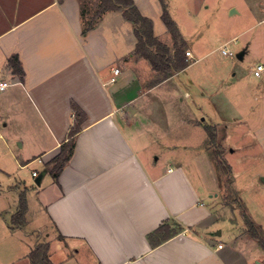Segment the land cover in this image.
<instances>
[{"label": "crops", "instance_id": "crops-1", "mask_svg": "<svg viewBox=\"0 0 264 264\" xmlns=\"http://www.w3.org/2000/svg\"><path fill=\"white\" fill-rule=\"evenodd\" d=\"M134 1L152 19L155 35L173 47L162 18L166 4L191 51L189 65L160 82L136 54L135 27L122 9L106 11L84 32L100 0L96 6L91 0H0V81L11 82L0 91V139L13 151L27 147L16 155L20 167L36 159L45 165L41 184L26 186L28 203L33 196L53 229L50 257L55 264H264V249L238 207L222 198L205 128H217L224 148L226 141L236 146L232 154L246 149L255 156L257 149L264 155V75L255 76L256 66L230 63V74L220 67L214 83L190 79L189 71L214 54L216 38L203 47L190 27L187 34L178 4ZM183 10L187 16L192 11ZM253 27L241 49L245 59L256 46L258 64L264 62V15ZM240 34H225L218 48L237 44ZM14 54L23 76L9 65ZM115 68L120 72L111 81ZM73 104L86 119L55 180L46 164L69 137ZM262 177L257 169L244 183L254 198L249 214L264 231ZM13 184L3 190L10 208H0V225L28 236V219L23 227L11 223L20 193ZM164 223L178 232L152 242L150 234Z\"/></svg>", "mask_w": 264, "mask_h": 264}, {"label": "rangeland", "instance_id": "rangeland-1", "mask_svg": "<svg viewBox=\"0 0 264 264\" xmlns=\"http://www.w3.org/2000/svg\"><path fill=\"white\" fill-rule=\"evenodd\" d=\"M91 1H93V4L91 3L93 6H96L99 2V0ZM165 1L170 5L178 4L180 7V15L184 18L183 21L186 24L184 27L185 32L189 34L188 27H190L192 31L194 30L201 46L210 45L211 39L209 37L213 36L212 38H216L211 45V47L215 49V51H213L214 54L196 64L192 70L189 71L187 77L193 80L204 78L214 83L217 76H221L222 74L219 70L220 67H225L229 75L231 72L230 63L239 65L240 67L242 66L245 70L256 66L258 62L257 54L260 52V50L258 52L256 46L253 47L251 54L243 60L237 58V53L242 50V42L253 35L254 24L260 16L264 15V0H164V2ZM185 5L188 6L187 9L190 8L192 10L190 15L188 13L189 16H187L183 10L185 9L187 12ZM229 5H233V7L228 9ZM232 9H235V11L231 14ZM225 34H240L237 44L230 43L228 45L235 53L234 56H222V50L218 48L222 42L221 38ZM217 38H219V40ZM217 49L219 50L217 51ZM193 88L196 90L195 92H198V86H194ZM205 103L206 110L212 111L213 107L211 102ZM200 117L204 118L207 116L204 114L203 116L200 115ZM245 140H247L246 137ZM233 144L236 145V141ZM208 145L213 146L212 144L210 145V143H208ZM225 145L227 147L225 148V159L230 164L229 160L233 158L235 160V167L230 164L232 174L229 184H227L226 175L220 179V176L217 174L216 179H218V181H216L219 185H222V189H224L221 194L222 198L226 204L238 207L239 213L242 214L244 208L250 213V207L252 208V200L254 199L253 192L248 184L244 183V180L249 178L253 171L257 169L264 171V155L259 154L257 149L253 150L255 153H258H256L255 156L247 154L248 152H245L247 151L246 149H237L236 153L232 154V150L236 148V146L234 147L231 145L232 147L230 148L228 141L225 142ZM26 152L27 147L21 149L16 148V151H13L4 144L2 139H0V208L5 207L6 204H8L7 208H10V199L6 201L3 195L4 187L6 188L8 184L14 183L12 187L17 188L19 192H28V186H26V184L34 185L36 188L39 186V184L35 183L37 176H34L32 171L37 169L39 174L44 173L46 170L44 169L45 165L36 159L31 161L27 167H20L18 162H16V155H20V153L23 155ZM190 152L197 153L199 151L195 150ZM161 154L162 153H160V155ZM197 168L200 169V175L206 174V170L201 169L200 166H197ZM2 169L13 174L12 178H8V175H6ZM49 175L44 179V183L50 177ZM234 177L237 179V184H234ZM206 200L211 204L210 198ZM29 207L30 210L27 212L28 224L25 227L29 233L28 236L24 235V231H6L3 226L0 225V264H32L28 255L29 252L38 242L49 240V234L53 232V229L44 212L38 209V204L33 196H30ZM12 208L14 209V206ZM56 259L59 260L58 258ZM82 262L83 261L80 260V263ZM68 264L77 263L70 261Z\"/></svg>", "mask_w": 264, "mask_h": 264}, {"label": "trees", "instance_id": "trees-1", "mask_svg": "<svg viewBox=\"0 0 264 264\" xmlns=\"http://www.w3.org/2000/svg\"><path fill=\"white\" fill-rule=\"evenodd\" d=\"M122 9L124 16L133 22L135 33L138 39L135 52L138 56L147 59L152 68L159 73L156 82H160L175 72L183 70L189 65L186 56L187 42L185 41L176 20L172 17L168 7L164 4L162 18L172 34L174 44L173 47L162 42L154 33L153 21L151 18L142 14L134 0H100L96 11L87 21L84 32L90 30L97 19L108 10ZM9 65L15 74L24 75L22 63L17 54L9 58ZM75 111L74 124L70 129L69 137L61 144L60 151L46 164L47 171L50 172L55 180L59 179L60 174L73 155L76 146L77 134L82 129V125L86 119L85 112L76 104H73ZM208 134V143L210 153L215 161L216 168L220 179L227 176V184L231 181L232 168L225 159V148L221 142L215 126H205ZM29 209L27 191L19 193L18 209L12 215L11 223L15 227H23L27 222V212ZM242 215L250 235L255 238L264 249V231L252 219L250 214L243 210ZM178 228H171L168 223L160 225L154 232L150 234L152 242L155 238L159 241L166 240L176 234ZM58 238L64 240L65 237L59 233ZM49 241H40L30 251L29 257L32 264H55L50 257Z\"/></svg>", "mask_w": 264, "mask_h": 264}, {"label": "built area", "instance_id": "built-area-1", "mask_svg": "<svg viewBox=\"0 0 264 264\" xmlns=\"http://www.w3.org/2000/svg\"><path fill=\"white\" fill-rule=\"evenodd\" d=\"M222 52L224 55H229V56H234V52L227 46L224 45L222 48ZM187 55H191V51H187L186 52ZM120 72L119 68H115L114 69V76L111 78V81H115L116 80V75ZM254 74L257 77H261L264 75V62H260L256 65L255 69H254ZM9 85H11V82L8 81H0V91L6 89ZM39 161L41 162L42 159H39ZM34 176L38 175L37 171L33 172Z\"/></svg>", "mask_w": 264, "mask_h": 264}, {"label": "water", "instance_id": "water-1", "mask_svg": "<svg viewBox=\"0 0 264 264\" xmlns=\"http://www.w3.org/2000/svg\"><path fill=\"white\" fill-rule=\"evenodd\" d=\"M234 11H235V9H232L231 10V13H234ZM244 54H245V51H240V52H238L237 53V58L238 59H243L244 58ZM46 173V171L44 172V173H41L37 178H36V180H35V183L36 184H41V181H42V178H43V176H44V174ZM262 180L264 181V177H262ZM257 264H262V263H260V262H258Z\"/></svg>", "mask_w": 264, "mask_h": 264}]
</instances>
